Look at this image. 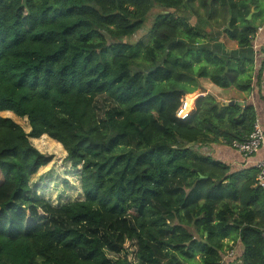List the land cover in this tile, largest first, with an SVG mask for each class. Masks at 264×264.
I'll return each instance as SVG.
<instances>
[{"label":"trees","instance_id":"trees-1","mask_svg":"<svg viewBox=\"0 0 264 264\" xmlns=\"http://www.w3.org/2000/svg\"><path fill=\"white\" fill-rule=\"evenodd\" d=\"M253 6L261 16L263 0H0V264H264L259 168L202 153L254 130L252 104L224 103L252 89L253 59L231 52L251 45ZM157 7L149 42L129 41ZM199 86L211 92L191 113ZM43 137L81 198L43 194Z\"/></svg>","mask_w":264,"mask_h":264},{"label":"rangeland","instance_id":"rangeland-1","mask_svg":"<svg viewBox=\"0 0 264 264\" xmlns=\"http://www.w3.org/2000/svg\"><path fill=\"white\" fill-rule=\"evenodd\" d=\"M159 11H160V8L158 7L153 9L151 15L148 16L145 22V28L142 31L138 32L133 37L129 38V41L136 42L138 40H141L143 41V43L147 44L150 40V30L153 26L155 16ZM171 11H174V9ZM195 21L196 19L192 17L191 22L193 23ZM218 38H221V37L219 36ZM195 46L200 47V48L203 47V41L199 44H196ZM231 53L234 55H238V56L246 55L248 57L249 56L254 57L253 49L250 50L249 48L244 50L242 53H240L239 51H232ZM204 92L205 94L207 93V91H204L203 86H199V88L193 92L195 94L191 95L192 97L195 96L193 99L192 107H191L192 108L191 113L196 109V101L198 100L200 96H203ZM188 94L184 96V100L182 101L181 106L183 102L188 99ZM112 105H114V102L111 101L106 96H101L96 100V107L98 111H100L101 113H103L106 109L112 107ZM3 115L12 117L16 122L20 123L27 132L31 130L29 122L26 118H18L14 114L9 113V112L3 113ZM177 115L181 117V114L179 115L178 111H177ZM32 142L41 151L53 155L52 162L49 163L46 167H43L35 178V180H37L38 182H42V180L44 179L47 180L46 182L42 183L44 187L43 194L47 198H50L53 200H58V198L64 199L65 197H67V199L81 198V195H82L81 189H80L81 183H80L78 172H75L72 165L66 161L65 158H66L67 153L62 147V145H59L58 143L53 142L46 137H43L40 139H32ZM40 176L43 177V179ZM128 246H129L128 247L129 259H134V255L132 253V251L134 250V246L132 243L130 244L128 243ZM231 250L232 249L230 250L225 249V253L231 252ZM111 256H114V255H111Z\"/></svg>","mask_w":264,"mask_h":264},{"label":"crops","instance_id":"crops-1","mask_svg":"<svg viewBox=\"0 0 264 264\" xmlns=\"http://www.w3.org/2000/svg\"><path fill=\"white\" fill-rule=\"evenodd\" d=\"M258 13L259 9L253 6L249 14L250 17L249 15L247 17L249 20H253L254 24L258 26V29L249 47L250 50L253 49L254 51V57H251L254 61L253 83L251 91L247 93L248 95L245 102L255 107L257 121L264 129V17L262 16L264 12L261 13V16H259ZM237 51L242 53L244 50L238 49ZM208 92L211 91L208 89L207 93ZM203 95H205V92ZM203 153L210 154L216 159L228 163L234 169H245L255 166L257 162L264 157V149H261L249 158H245L236 148L222 142L203 145Z\"/></svg>","mask_w":264,"mask_h":264},{"label":"built area","instance_id":"built-area-1","mask_svg":"<svg viewBox=\"0 0 264 264\" xmlns=\"http://www.w3.org/2000/svg\"><path fill=\"white\" fill-rule=\"evenodd\" d=\"M189 115V114H188ZM181 118H187L188 117ZM236 148L245 158H249L264 149V129L258 121L255 122L254 130L249 135V137L243 141L233 140L231 145ZM259 168V173L257 175L258 185L264 188V157L260 159L255 165ZM234 255L233 250L228 253V256Z\"/></svg>","mask_w":264,"mask_h":264},{"label":"water","instance_id":"water-1","mask_svg":"<svg viewBox=\"0 0 264 264\" xmlns=\"http://www.w3.org/2000/svg\"><path fill=\"white\" fill-rule=\"evenodd\" d=\"M249 17H250V15H249ZM204 91H207V90L204 89ZM224 103H227V104H241V105L246 104L245 101H237V100H228V101H224Z\"/></svg>","mask_w":264,"mask_h":264},{"label":"bare ground","instance_id":"bare-ground-1","mask_svg":"<svg viewBox=\"0 0 264 264\" xmlns=\"http://www.w3.org/2000/svg\"><path fill=\"white\" fill-rule=\"evenodd\" d=\"M195 93H193L192 95H194Z\"/></svg>","mask_w":264,"mask_h":264}]
</instances>
